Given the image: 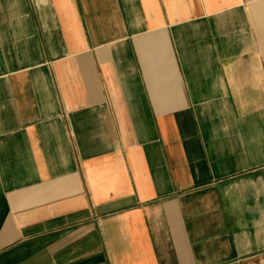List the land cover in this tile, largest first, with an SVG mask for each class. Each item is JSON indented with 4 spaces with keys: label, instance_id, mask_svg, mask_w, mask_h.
Returning <instances> with one entry per match:
<instances>
[{
    "label": "crops",
    "instance_id": "1",
    "mask_svg": "<svg viewBox=\"0 0 264 264\" xmlns=\"http://www.w3.org/2000/svg\"><path fill=\"white\" fill-rule=\"evenodd\" d=\"M0 264H264V0H0Z\"/></svg>",
    "mask_w": 264,
    "mask_h": 264
}]
</instances>
